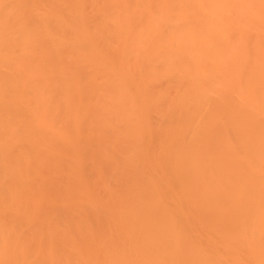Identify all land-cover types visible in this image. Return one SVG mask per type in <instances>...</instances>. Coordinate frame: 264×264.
Masks as SVG:
<instances>
[{
  "label": "bare ground",
  "instance_id": "6f19581e",
  "mask_svg": "<svg viewBox=\"0 0 264 264\" xmlns=\"http://www.w3.org/2000/svg\"><path fill=\"white\" fill-rule=\"evenodd\" d=\"M0 264H264V0H0Z\"/></svg>",
  "mask_w": 264,
  "mask_h": 264
}]
</instances>
